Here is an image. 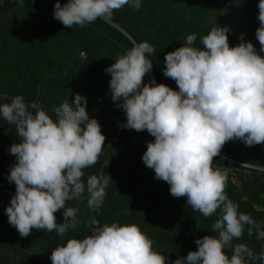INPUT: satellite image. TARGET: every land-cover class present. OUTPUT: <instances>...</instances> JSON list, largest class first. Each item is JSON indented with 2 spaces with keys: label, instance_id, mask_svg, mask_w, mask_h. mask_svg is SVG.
<instances>
[{
  "label": "clouds",
  "instance_id": "1",
  "mask_svg": "<svg viewBox=\"0 0 264 264\" xmlns=\"http://www.w3.org/2000/svg\"><path fill=\"white\" fill-rule=\"evenodd\" d=\"M23 0H21V3ZM142 0H60L53 16L64 26L83 27L97 19L112 23L115 11L141 7ZM255 37L241 38L230 46L227 26H216L200 37L195 33L165 53L163 75L177 88L157 83L150 57L155 49L148 41L133 42L105 68L110 74L109 91L115 107L123 110L121 127L147 130L142 161L165 181L174 197L204 217L217 214L211 226L216 235L195 239L197 248L170 264H264V248L255 253L240 240L247 231L264 239V222L239 210L225 193L227 176L212 161L229 140L245 146L264 144V0H258ZM87 98L79 93L49 113L38 101L22 95L0 102V119L15 127L20 137L8 151L16 157L7 180L15 193L5 207L10 226L21 237L33 229L55 232L64 240L77 226V209L68 202L87 192V204L98 212L107 196L110 176L88 175L85 169L98 161L105 135L95 117L86 111ZM63 220L57 222L56 213ZM153 240L135 224L105 223L83 237H71L52 249V264H166L154 249ZM226 249H231L229 256Z\"/></svg>",
  "mask_w": 264,
  "mask_h": 264
},
{
  "label": "rangeland",
  "instance_id": "2",
  "mask_svg": "<svg viewBox=\"0 0 264 264\" xmlns=\"http://www.w3.org/2000/svg\"><path fill=\"white\" fill-rule=\"evenodd\" d=\"M51 2L53 0H50ZM258 0H142L138 10L125 6L117 10L121 19L117 22L112 18V23L105 29L113 33L114 30L129 38L132 43L136 42L131 34L126 30L129 28L139 41H148L155 49L150 57L153 68L149 77L144 78L147 82L151 77H155L157 83H165L172 88H177L174 80L163 75L165 53L173 51L185 42L186 36L195 33L197 36L196 46L200 45V37L207 34L211 28L216 26H227L229 28V44L236 45L243 37L244 40L251 41L259 51V41L255 37V30L259 26L256 19L258 15ZM1 8V7H0ZM45 11V10H44ZM54 5L46 9L45 12L34 16V21L27 16L26 27L22 29L19 36L12 41L24 43L26 46L23 51L5 48L6 53L0 56V60L11 61L13 66H18L19 73L25 75L27 80L18 79V75L9 76L7 70L0 67V102L10 99L16 95H22L25 101L30 102V98L37 90L36 99L50 110L54 106H59L64 100H72L74 96L64 98L67 91L78 88L82 85L85 75L87 80H96V85L92 87L90 93L98 94L97 102L88 103L86 111L95 114L101 125V131L105 135L102 153L93 166L85 169V178L88 175L110 176L107 196L103 206L110 209L107 216L115 219L118 216L121 224H139L143 227H153L155 229L165 228L173 231L171 237L160 243L161 239H152V232L145 233L153 240V247L166 257V264H170L177 258L184 257L189 251L195 250L197 245L195 239L205 235H216L211 230L212 224L218 218L217 214L204 217L200 212L194 211L186 203V197H174L171 195L170 186L163 180L155 178L154 170L145 166L142 162L143 171L138 174L131 173L132 167L140 159L134 153L136 150L144 152L146 141L154 140L147 130L137 132L120 126L119 121L113 120V114L109 112L103 115L101 108H106L111 100L109 91L110 74L105 72V68L110 66L114 60L127 49V44L118 42L113 34H108L100 28L96 29L95 38L91 43L92 58L95 62L88 68L75 67L68 65V72H74L76 78L64 79L52 77L46 81L40 80L36 86L33 79L38 78L45 72L37 63L26 62L19 59L29 56V48L33 42H37L40 31L48 33L45 26L56 27L57 30L67 28L53 16ZM13 9L0 13V22H12L17 17L12 15ZM12 18V19H11ZM15 18V19H14ZM126 25H123V24ZM75 29L80 27H74ZM102 34L111 39L112 44L117 48L115 55L109 51L113 46L104 44L100 49L98 36ZM72 34H70L71 36ZM6 36V35H3ZM2 42V41H1ZM0 42V50L2 43ZM43 43V42H42ZM44 50L49 46V41L44 42ZM66 45V42H63ZM41 51V53L44 52ZM63 47H57L47 54L49 59H57L63 51ZM1 54V51H0ZM9 54V58L6 56ZM88 54V53H87ZM264 56V53H260ZM82 50L78 53V58L82 60ZM88 57V56H87ZM11 64V63H10ZM47 92V95H45ZM52 114V112H49ZM0 119V264H52L50 260L52 249L66 242L68 238H83L89 235L92 230L100 226L99 217L93 215V210L80 208L87 205L88 194L85 192L80 199L69 201V206L77 209V226L70 229L64 240L53 232L46 230L33 229L26 237H21L16 229L9 225L5 213V207L10 202L11 196L15 193V184L9 183L7 176L10 167L16 162V157L8 149L13 143H18L20 137L12 131L13 125ZM130 150L126 154L124 150ZM134 150V153H133ZM213 168H219L226 173L227 183L225 193L234 202L238 203L239 210L250 214L256 221L264 222V144L245 146L240 140H229L221 148L220 153L212 161ZM157 192L167 194L161 197L159 202L149 199L142 205L133 207V201L143 196H153ZM126 193L130 194L131 202L126 199ZM117 196V200L112 202L111 195ZM124 199H120L121 197ZM111 198V199H110ZM63 210H58L55 214L57 222H62ZM96 212V211H94ZM102 216V215H101ZM104 218V217H103ZM246 243L255 253L259 254L264 248V239H257L255 233L249 237L247 231L240 240L233 243ZM44 250V251H42ZM227 254L231 255V249H226ZM248 264H260L259 261H249Z\"/></svg>",
  "mask_w": 264,
  "mask_h": 264
},
{
  "label": "trees",
  "instance_id": "3",
  "mask_svg": "<svg viewBox=\"0 0 264 264\" xmlns=\"http://www.w3.org/2000/svg\"><path fill=\"white\" fill-rule=\"evenodd\" d=\"M65 2L66 0H60L61 5H63ZM55 3L56 0H53L52 2L50 0H23L22 3L21 0H13V1L1 0L0 13H3L8 9L12 8L13 9L12 15L13 17H17V19L14 18L15 20L12 22H6V23L4 21L0 22V42L1 41L3 42V43L1 42L2 49L0 50L1 51L0 56L6 53L5 48L7 47L12 48L13 51L14 50L23 51V49L26 47L24 43H16V45H12L11 43L14 38L16 40V36L20 35L22 29H25L26 27L25 23H27L25 21L26 17L30 15V17L32 16L33 18L31 20L34 21L35 15H37L38 13L40 14L42 12H45L46 9L51 8L52 5H54ZM114 19L117 22L121 21V20H117V19H121V17L118 14H114ZM123 25L126 24L124 23ZM50 26L51 25L45 26V28H48V33L43 35L44 30L40 31V36H38L40 37L39 40L37 42H33V44L29 48V56L19 59L22 60V63L23 61L26 62L27 60H30L31 63H37L39 67L45 70V72L41 74L38 78L33 79L34 86H36V84H38L40 80L46 81L47 79H51L52 77H56V76L60 77L63 75L64 76L63 78L66 80H69V78L70 79L76 78L74 72L72 73L68 72L67 69L68 65H71L72 68L75 67L88 68L92 66V63L95 62L94 61L95 58H92L91 43L95 38L94 34L96 33V29L100 28L101 30H104L109 25L104 21L97 19L96 22L92 24H87L83 27L74 26V27H80L77 29L72 27H67L65 28V30L64 29L57 30L56 27H50ZM126 30L131 34V36L134 38L136 42H140L138 38L134 35V33L131 30H129V28H126ZM105 32H107L109 35L115 33L113 34L114 38L118 42L127 44V49L130 48L133 44L129 38H126L123 34H120V32L116 30H114L112 33L111 31H108V29H105ZM70 34L72 35L70 36ZM97 38L99 40V43L97 44L98 49H100L104 44H106L109 47L113 46V48H111L109 51L112 53V55H115V51L117 50V48H114L115 46L112 44L111 39H108L106 37V34L105 35L100 34ZM47 41H49L48 44L49 46H47V49L44 50L43 43ZM63 42H66V45H63ZM57 47H63L64 49L57 57V59L47 58V54L56 50ZM42 50H44L43 53H41ZM80 50H82V55L84 54L85 56L82 60L78 58V53ZM9 57L10 56L8 54L6 58ZM12 63L13 62L11 61L0 60V67L5 68L7 70V75L9 76H14L16 74L17 75L19 74L18 79L24 80L26 82L27 80L26 76L21 74V72L19 73L18 66H13ZM145 77H149V73ZM89 79L90 78H88L87 80L86 76L84 75L82 79V85L78 88H72L71 90L67 91L65 94H63L65 96L64 98H69L71 96H74L76 93H79L87 98L88 103L92 104L97 102L98 94H92L89 91L92 89V87H94V85L97 84L96 80H94L92 84V82L89 81ZM34 91L36 94L37 90L35 89V87H34ZM35 94L29 99L30 102L35 101L34 100V98L36 97ZM45 95H47V92ZM8 100L9 99H6L4 102H7ZM36 101L38 100L36 99ZM44 105L45 106L43 107L47 109L49 112H51L50 108H48L46 104ZM100 112L103 115H107L109 114V112H111L113 114L112 121L117 120L119 121V123H123L124 121H126V116L123 110L115 107V104L112 101V99L108 102V106L106 108L100 109ZM94 115L95 114H89L90 117H93ZM3 122H5V120ZM12 131L15 132V127L12 129ZM129 150H130L129 148H126L124 152L127 154ZM143 153L144 152H140L139 150H136V152L134 153L140 158L137 160V163L134 166V168L133 167L131 168L132 169L131 173H135L136 171L135 175H138L143 171V167H142ZM109 189L111 188L110 187L107 188V191ZM166 194L167 192H162L161 195H159L157 192H154L153 196H143L136 200H132L134 205L133 207L142 205L143 202H146L151 198L153 199L154 202H159L161 197L165 196ZM111 197H113L112 199L110 198L112 202H115L117 200V196L112 194ZM120 199H124V197L122 196ZM126 199L131 202L132 198L130 197V194L126 193ZM79 207L82 209L87 208L89 210V206L87 205L84 206L80 205ZM110 209H116V208L115 207L110 208L108 206L99 210L98 212L93 211V215L99 217L98 221L100 225H103L105 223L110 224L112 222H119L120 216H118L115 219H111L107 216V214H109ZM133 224L140 226V223L139 224L133 223ZM141 230L144 233L152 232V236H151L152 239L154 238L161 239L162 241L160 243H163L164 240L169 239L171 235H173L172 234L173 231H170L165 228L155 229L153 227H143L141 228Z\"/></svg>",
  "mask_w": 264,
  "mask_h": 264
},
{
  "label": "built area",
  "instance_id": "4",
  "mask_svg": "<svg viewBox=\"0 0 264 264\" xmlns=\"http://www.w3.org/2000/svg\"><path fill=\"white\" fill-rule=\"evenodd\" d=\"M1 1V0H0ZM13 1V0H12ZM84 55V54H83Z\"/></svg>",
  "mask_w": 264,
  "mask_h": 264
}]
</instances>
